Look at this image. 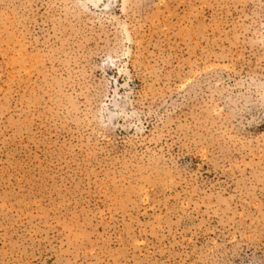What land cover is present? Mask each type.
<instances>
[{
    "label": "rangeland",
    "instance_id": "obj_1",
    "mask_svg": "<svg viewBox=\"0 0 264 264\" xmlns=\"http://www.w3.org/2000/svg\"><path fill=\"white\" fill-rule=\"evenodd\" d=\"M0 264H264V0H0Z\"/></svg>",
    "mask_w": 264,
    "mask_h": 264
},
{
    "label": "bare ground",
    "instance_id": "obj_2",
    "mask_svg": "<svg viewBox=\"0 0 264 264\" xmlns=\"http://www.w3.org/2000/svg\"><path fill=\"white\" fill-rule=\"evenodd\" d=\"M108 1H111V0H108Z\"/></svg>",
    "mask_w": 264,
    "mask_h": 264
}]
</instances>
